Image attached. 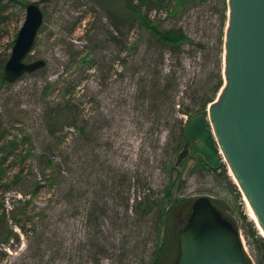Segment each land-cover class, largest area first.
Returning a JSON list of instances; mask_svg holds the SVG:
<instances>
[{"label": "rangeland", "instance_id": "rangeland-1", "mask_svg": "<svg viewBox=\"0 0 264 264\" xmlns=\"http://www.w3.org/2000/svg\"><path fill=\"white\" fill-rule=\"evenodd\" d=\"M32 1L43 21L25 60L45 64L3 82ZM225 3L161 0L155 24L189 38L170 49L138 21L115 26L109 10L123 17L122 0H0V132L16 143L0 213L24 226L9 218L16 236L0 264H175L202 196L236 231L245 264L264 262V236L227 164L189 154L175 164L186 121L217 97L198 108L223 72ZM55 107L70 118L48 122Z\"/></svg>", "mask_w": 264, "mask_h": 264}, {"label": "water", "instance_id": "water-1", "mask_svg": "<svg viewBox=\"0 0 264 264\" xmlns=\"http://www.w3.org/2000/svg\"><path fill=\"white\" fill-rule=\"evenodd\" d=\"M227 9L224 83L207 114L186 121L175 164L189 154L218 169L221 149L264 231V0H227ZM42 21L40 6L27 3L3 65L5 82L45 64L42 58L25 60ZM192 208L175 264H245L236 231L219 220L208 197L198 198Z\"/></svg>", "mask_w": 264, "mask_h": 264}, {"label": "trees", "instance_id": "trees-1", "mask_svg": "<svg viewBox=\"0 0 264 264\" xmlns=\"http://www.w3.org/2000/svg\"><path fill=\"white\" fill-rule=\"evenodd\" d=\"M101 1L106 2L107 0H101ZM122 1H123V7L121 8V13L123 14L122 15L123 17L116 14L114 10H109V13L111 14L110 17L112 20L114 19L113 23L115 24V26H118L115 23L117 21H121L127 24H129V22L138 21V23L142 25V27L147 29L153 36L157 37V41L161 45L170 47V49H177L183 43V41L189 40V38L183 33L181 29H177V28L163 29L159 27L157 24H155L153 19L150 17L149 13L151 12L152 9L154 8L158 9L162 7L161 0H122ZM225 7H227L226 3H225ZM222 18L223 20L226 18V12L222 14ZM3 63H4V59L0 61V66L3 65ZM1 81H3L2 78ZM222 84H223V76L221 75L220 71H217L216 81L213 86L212 93L210 95H206L202 99V103L198 104V108L204 107L208 102L212 101L214 99V96L217 95V93L219 92ZM66 108L68 109V107L53 108L48 122H59L65 117L66 119L70 118L71 113L68 112L70 110L66 111L65 110ZM198 110L199 109H197L196 112H198ZM50 125L51 124L49 123L48 126ZM48 130L50 129L48 128ZM15 144L16 143L14 139H8L7 137H5L3 131L0 132V186L2 184L8 186L10 185L11 182L14 181V178H12L9 181H4L5 180L4 177L6 176V171H7L4 164L7 158L10 155H12V152L16 146ZM18 173L17 172L14 173L13 177H16ZM11 212L13 213V208H11ZM9 218L11 220L14 219L16 221L15 223L20 225V228H24L23 224L19 223V221L15 219L14 215L9 216L8 213L5 211V207H2V211L0 213V248H1V244L7 242L9 238L16 236V234L12 231V226L9 223ZM252 234L254 235L255 232L253 231ZM258 241L264 253V241L260 237H258ZM262 264H264V262Z\"/></svg>", "mask_w": 264, "mask_h": 264}, {"label": "bare ground", "instance_id": "bare-ground-1", "mask_svg": "<svg viewBox=\"0 0 264 264\" xmlns=\"http://www.w3.org/2000/svg\"><path fill=\"white\" fill-rule=\"evenodd\" d=\"M220 155L223 157V161L226 162V158L224 157V154H223V152H222L221 149H220ZM226 163H227V162H226ZM229 170H230V173H231L233 179H234L235 182L237 183L236 177H235V175H234V173L232 172V170H231L230 167H229ZM237 184H238V183H237ZM238 186H239V185H238ZM239 188H240V187H239ZM240 190H241V192H242V194H243V199H244V201H245V203H246V206H247V209H248V213H249V215L251 216V218H252V219L254 220V222L256 223V225H257V227H258L260 233L264 236V231H263V229H262V227H261V225H260V223H259V221H258V219H257V217H256V215H255V213H254V210H253L252 206L250 205L249 201L247 200V198H246V196H245V194L243 193V191H242L241 188H240Z\"/></svg>", "mask_w": 264, "mask_h": 264}, {"label": "flooded vegetation", "instance_id": "flooded-vegetation-1", "mask_svg": "<svg viewBox=\"0 0 264 264\" xmlns=\"http://www.w3.org/2000/svg\"><path fill=\"white\" fill-rule=\"evenodd\" d=\"M184 142V141H183ZM183 146V145H182ZM182 148V147H181ZM198 158H199V156H198ZM200 162L201 163H203V164H205L203 161H202V159L200 158ZM205 166H207L206 164H205Z\"/></svg>", "mask_w": 264, "mask_h": 264}]
</instances>
